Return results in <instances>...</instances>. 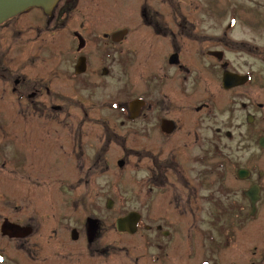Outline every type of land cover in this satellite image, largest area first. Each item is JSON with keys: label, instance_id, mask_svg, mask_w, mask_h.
<instances>
[{"label": "flooded vegetation", "instance_id": "flooded-vegetation-1", "mask_svg": "<svg viewBox=\"0 0 264 264\" xmlns=\"http://www.w3.org/2000/svg\"><path fill=\"white\" fill-rule=\"evenodd\" d=\"M163 1L0 16V81L14 99L0 103V206L12 210L0 214V264H264V40L144 42L165 29ZM170 77L194 98L178 113L154 91ZM152 139L158 150L135 145ZM138 151L154 158L144 184L128 168ZM132 214L136 230H119Z\"/></svg>", "mask_w": 264, "mask_h": 264}, {"label": "rangeland", "instance_id": "rangeland-1", "mask_svg": "<svg viewBox=\"0 0 264 264\" xmlns=\"http://www.w3.org/2000/svg\"><path fill=\"white\" fill-rule=\"evenodd\" d=\"M162 3L166 4L165 29L162 34L155 36L152 30L146 31L144 37L146 39L144 42H221L219 39L223 38L224 36L238 40H264V33L255 31L253 33L257 36H253V33L250 31V28L256 30L255 26L258 24L260 27H264V20H262L264 18H258L264 17V14L258 10L248 7V3H260V6L264 8V0H165ZM175 6L177 7L176 9ZM245 11L246 13L242 14V12ZM233 19H237V22L238 20H241V22L239 21V25L237 26L235 21V25L233 27L234 29L232 30L228 28L229 32L227 36L226 31L224 30L229 26ZM160 64V62H157L156 65ZM140 67L143 69V71L145 70V65ZM139 69L135 70L140 71L141 69ZM141 73L143 72H137V74L133 75V78H136L137 84L140 85H142L144 78L143 76L145 75ZM171 79L172 77H170L168 86L165 87L166 89L164 88L160 93L156 86L157 84L155 83L154 87H156L154 91L157 90L155 93L156 97L162 98V96H166L167 99L165 101V106L167 108H171V112L178 113L180 111L178 108L181 104H194V98L190 96L189 90L180 93L176 91L175 86H173L172 90L169 87V84L174 82V80ZM2 83L3 81H0V103L14 102V99L10 95L3 92L4 85ZM0 107H2V105H0ZM135 145H143L146 149L148 148L158 150L161 147V142H159L157 139H152L150 142L135 141ZM242 150H244L243 144L240 142L239 134H237L236 131V136L232 138L230 143L231 158L238 161L242 155ZM140 151L128 156V168L130 170L131 180L135 179L136 182L144 184L145 169L147 166H149V162H151L152 165L154 164V158L148 156L150 160L148 162L147 155H143V153ZM103 181L104 177L102 178V182ZM231 184H233V182H231ZM170 196L167 195L166 198L169 200ZM130 198H132V203L130 202L131 205H140V201H138L136 197ZM10 211H12L11 207L2 208V206H0V214L9 215L6 213Z\"/></svg>", "mask_w": 264, "mask_h": 264}, {"label": "water", "instance_id": "water-1", "mask_svg": "<svg viewBox=\"0 0 264 264\" xmlns=\"http://www.w3.org/2000/svg\"><path fill=\"white\" fill-rule=\"evenodd\" d=\"M57 0H0V16L8 13V10L20 11L27 7L37 6L48 9L53 6ZM131 227L135 228V221L131 216L125 220L118 222V229L121 231H131ZM19 227L10 223H5L2 232L11 237L17 235Z\"/></svg>", "mask_w": 264, "mask_h": 264}]
</instances>
